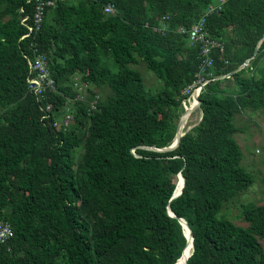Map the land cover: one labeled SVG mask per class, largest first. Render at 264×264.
Masks as SVG:
<instances>
[{
  "label": "trees",
  "instance_id": "obj_1",
  "mask_svg": "<svg viewBox=\"0 0 264 264\" xmlns=\"http://www.w3.org/2000/svg\"><path fill=\"white\" fill-rule=\"evenodd\" d=\"M213 1L68 0L30 33L21 20L33 3L0 0V221L12 232L0 264H175L186 238L167 208L190 229L186 264H264V203L241 202L256 178L233 136L236 114L264 108V0H226L208 15L206 31L224 44L211 75L230 76L203 88L201 121L174 150L140 148L175 136L198 68L179 29ZM163 17L168 29L153 32ZM34 49L58 93L28 91L23 55ZM139 64L158 86H145ZM66 115L70 128H55ZM237 206L245 227L228 218Z\"/></svg>",
  "mask_w": 264,
  "mask_h": 264
},
{
  "label": "built area",
  "instance_id": "obj_2",
  "mask_svg": "<svg viewBox=\"0 0 264 264\" xmlns=\"http://www.w3.org/2000/svg\"><path fill=\"white\" fill-rule=\"evenodd\" d=\"M34 5V14L32 17V24L28 25L26 23L27 18L21 20V25L26 27L30 33H36L40 31L43 19L45 16L46 9H51L56 7L59 3L66 2L68 0H30ZM226 0H214L210 3L203 11L192 27L188 30L180 28L179 32L186 33L188 35V40L191 44L198 47V68L194 75L193 82L184 91L183 94L187 95L188 98L182 102V106L186 109L185 104L187 100L191 97L199 96L203 88L212 80L217 79L212 77L211 70L214 67V57L213 53L218 52L220 54L224 51V44L220 40L214 39L209 36L205 29V19L208 15L218 12L222 9ZM22 12V10H21ZM104 12L108 14H113L114 9L112 6H106ZM168 17H163L156 25L152 26L153 32L164 34L168 29ZM148 25H146L147 27ZM25 36L21 37L23 39ZM26 59L28 67V75L26 77L27 89L29 92L36 95L38 98L44 96L45 92L53 91L58 93V89L55 86V81L50 75V70L48 68V62L45 55L37 52L36 49L33 50V58L23 55ZM250 60H246L249 64ZM227 63V61H225ZM245 63V62H244ZM244 65V64H242ZM221 77H227L228 75H223ZM75 86L77 79H74ZM79 88V87H78ZM82 88V87H81ZM86 88V87H85ZM80 89V88H79ZM196 93V94H195ZM97 97V96H96ZM50 106H47L45 111H49ZM67 112V110H66ZM72 116L66 115L65 118L60 122H55L54 127L61 130H67L70 128V123ZM255 154L262 156L264 158V144L255 149ZM11 228L7 223L0 221V243L4 244L11 237Z\"/></svg>",
  "mask_w": 264,
  "mask_h": 264
},
{
  "label": "rangeland",
  "instance_id": "obj_3",
  "mask_svg": "<svg viewBox=\"0 0 264 264\" xmlns=\"http://www.w3.org/2000/svg\"><path fill=\"white\" fill-rule=\"evenodd\" d=\"M136 69L139 70V72L142 75L143 82L146 87L149 89H152L156 86H158V82L156 77L149 71H147L144 67V65L139 64L135 66ZM82 89H85V85H81ZM106 91V89H103ZM107 92V91H106ZM99 95L101 94V91L98 92ZM184 111V110H183ZM200 117V110L197 109L195 112L191 114L189 119L186 121L184 132L188 127H192L197 124L198 119ZM233 123L236 128L239 129V132L234 134V139L238 143L241 151L243 152V155H252L254 152L255 146H258L259 143H264V108L260 109L254 113H250L248 111L240 112L239 114H236L233 117ZM244 155V156H245ZM245 160L242 162L241 165L248 170L249 172L254 174L253 169L245 165ZM257 195V194H256ZM258 196V195H257ZM261 195H259L257 198L255 196V193H252L251 191H248L246 195L241 197V202L245 203H255V204H262L260 200L258 199ZM258 201L260 203H257L255 201ZM264 200V196L262 198ZM230 219L238 226L245 227L246 224L243 221L242 218L238 217L240 210L237 208H230L229 210ZM237 216V219H236ZM229 218V217H228ZM261 243L264 246V241H261Z\"/></svg>",
  "mask_w": 264,
  "mask_h": 264
},
{
  "label": "water",
  "instance_id": "obj_4",
  "mask_svg": "<svg viewBox=\"0 0 264 264\" xmlns=\"http://www.w3.org/2000/svg\"><path fill=\"white\" fill-rule=\"evenodd\" d=\"M263 39H264V36H263L262 40ZM261 41L259 42L258 47H259ZM258 47L256 48V50L258 49ZM245 64H247L246 61H245L244 65H241L236 71L241 70L245 66ZM229 76H230V74H228V77ZM217 79H223V77H218ZM195 98H196V101H197V104H198L197 106L199 107L200 106V100H199V98L197 96H195ZM185 114H186V109L184 110L183 114L181 115V117L178 120L175 136H174L171 144L168 147H165V148H162V149H155V148H151V147H140V148L154 150V151L162 152V153L174 150L178 146L181 137L185 134V132L178 134L180 125L183 122V118H184ZM201 115H202V112H201ZM191 128H189L188 130H190ZM176 179H178V180L176 181V186H175L173 195L171 197V200L177 198L182 193V189H183L184 183H185V180H184V178H183L181 173H179L177 175ZM180 180H181V184L179 185ZM177 186H179V190H178ZM167 213H168V215L170 217H172L174 219H177V221L179 222V224L181 225L183 230L185 228L187 230V232H188V235H185V233H184V236L186 238V244H185L184 249L182 250V253H181V256H180V258H181L182 256H184L186 254V252L189 250L190 247H191V250H193V242H192L193 238H192V235H191V232H190V229H189L188 225L186 224V222L183 219L176 217L169 208H167ZM190 255H191V253L186 256V260L189 258ZM179 259H177L175 264H177ZM185 264H186V262H185Z\"/></svg>",
  "mask_w": 264,
  "mask_h": 264
},
{
  "label": "crops",
  "instance_id": "obj_5",
  "mask_svg": "<svg viewBox=\"0 0 264 264\" xmlns=\"http://www.w3.org/2000/svg\"><path fill=\"white\" fill-rule=\"evenodd\" d=\"M263 70H264V62H263ZM263 144L259 143L258 146H255L254 151H255V149L261 147ZM244 160L246 163L245 165H248L253 169L254 175L256 178L255 184L251 187L250 191L252 193H255L256 198L259 195H261L258 199L260 200L261 203H264V200H262V198L264 196V158L262 156L256 155L255 152H253V154L250 156H249V154L243 156L242 162ZM228 216L230 218L229 213H228Z\"/></svg>",
  "mask_w": 264,
  "mask_h": 264
},
{
  "label": "bare ground",
  "instance_id": "obj_6",
  "mask_svg": "<svg viewBox=\"0 0 264 264\" xmlns=\"http://www.w3.org/2000/svg\"><path fill=\"white\" fill-rule=\"evenodd\" d=\"M48 9H46V11H47ZM23 11V10H22ZM46 11H45V13H46ZM33 14H34V5H33ZM45 17V16H44ZM27 18V20H26V23L28 22V21H32V18H30L29 19V17H26ZM43 21H44V19H43ZM32 23V22H31ZM28 24V23H27ZM43 24V23H42ZM28 25H30V24H28ZM41 28H42V26H41ZM41 30V29H40ZM196 94V93H195ZM196 105H197V101H196V99H195V97L193 96V97H191V98H189L188 100H187V102H186V104H185V107H186V114L184 115V118H183V122H182V124L180 125V128H179V133L178 134H180V133H183L184 132V129H185V125H186V120L188 119V117H189V114H190V112H194V110H195V108H196ZM187 130V129H186ZM181 184V180H180V183H179V185ZM177 188H178V190H179V186H177ZM184 233H185V235H188V232H187V230L184 228ZM191 247L189 248V250L186 252V254L184 255V256H182L179 260H178V262H177V264H185V262H186V256L188 255V254H190L191 253Z\"/></svg>",
  "mask_w": 264,
  "mask_h": 264
},
{
  "label": "clouds",
  "instance_id": "obj_7",
  "mask_svg": "<svg viewBox=\"0 0 264 264\" xmlns=\"http://www.w3.org/2000/svg\"><path fill=\"white\" fill-rule=\"evenodd\" d=\"M198 97H199V96H198ZM195 99H196V98H195ZM197 105H198V104H197ZM197 105H196L195 110L199 109V107H198ZM182 107H183V106H182ZM183 110H185V109L183 108ZM195 110H194V112H195ZM199 110H200V109H199ZM183 112H184V111H183ZM192 113H193V112H190L189 117L191 116ZM182 114H183V113H182ZM180 117H181V116H180ZM189 117H188V119H189ZM201 117H202V115H201V111H200V117H199V119H198V122L201 121ZM188 119H187V120H188ZM187 120H186V121H187ZM198 122H197V124H198ZM185 123H186V122H185ZM197 124H196V125H197ZM194 126H195V125H194ZM192 127H193V126H192ZM190 128H191V127H190ZM188 129H189V127L187 128V130H188ZM187 130H186V131H187ZM186 131H185V132H186ZM0 244H2V243H0ZM4 244H5V243H4Z\"/></svg>",
  "mask_w": 264,
  "mask_h": 264
}]
</instances>
